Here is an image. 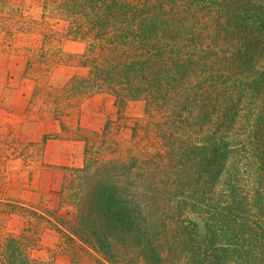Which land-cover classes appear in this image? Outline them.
Returning <instances> with one entry per match:
<instances>
[{"label":"trees","instance_id":"16d2710c","mask_svg":"<svg viewBox=\"0 0 264 264\" xmlns=\"http://www.w3.org/2000/svg\"><path fill=\"white\" fill-rule=\"evenodd\" d=\"M42 6L87 44L73 87L113 97L118 112L143 100L157 146L66 167L41 217L96 264H264V0ZM0 264L55 263L11 234Z\"/></svg>","mask_w":264,"mask_h":264},{"label":"rangeland","instance_id":"374dc122","mask_svg":"<svg viewBox=\"0 0 264 264\" xmlns=\"http://www.w3.org/2000/svg\"><path fill=\"white\" fill-rule=\"evenodd\" d=\"M67 25L42 0H0V240L26 235L34 258L96 264L43 210L58 206L66 167H83L86 155L105 161L157 143L143 100L118 112L113 97L73 87V77L88 75V54ZM85 138L95 142L86 148Z\"/></svg>","mask_w":264,"mask_h":264}]
</instances>
